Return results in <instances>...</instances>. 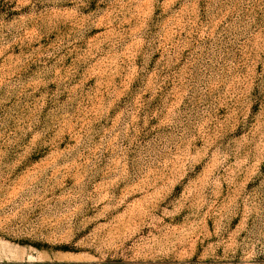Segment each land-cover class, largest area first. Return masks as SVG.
<instances>
[{
	"label": "rangeland",
	"instance_id": "1",
	"mask_svg": "<svg viewBox=\"0 0 264 264\" xmlns=\"http://www.w3.org/2000/svg\"><path fill=\"white\" fill-rule=\"evenodd\" d=\"M0 264H264V0H0Z\"/></svg>",
	"mask_w": 264,
	"mask_h": 264
}]
</instances>
